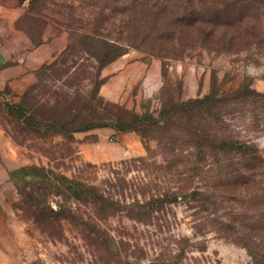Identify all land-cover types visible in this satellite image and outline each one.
<instances>
[{"label": "rangeland", "instance_id": "1", "mask_svg": "<svg viewBox=\"0 0 264 264\" xmlns=\"http://www.w3.org/2000/svg\"><path fill=\"white\" fill-rule=\"evenodd\" d=\"M190 2L16 0L11 22L0 15V68L11 71L4 104L18 103L27 91L42 109L55 102V88L67 89L62 84L89 93L88 51L94 43H116L124 53L102 69L99 96L146 120L178 114L165 148L157 143L168 136L164 129L143 140L106 127L76 133L70 154L61 138L26 136L15 144L3 105L0 129L22 166L49 167L117 205L103 216L96 204L53 198L52 210L61 201L80 221L61 219L60 237H49L17 208L20 195L9 176L1 184L0 264H251L254 244L264 248V165L220 163L251 158L231 141L264 156V0H237L214 33L189 26ZM70 43L83 45L64 54ZM54 62L69 73L44 70ZM165 193L184 196L155 204L146 219L140 206Z\"/></svg>", "mask_w": 264, "mask_h": 264}, {"label": "trees", "instance_id": "2", "mask_svg": "<svg viewBox=\"0 0 264 264\" xmlns=\"http://www.w3.org/2000/svg\"><path fill=\"white\" fill-rule=\"evenodd\" d=\"M188 1H191L190 8L185 16L190 20L189 26L199 29L200 33L203 31L201 30L202 28L207 27H209L207 29H210L211 33H214L216 26H222V19L225 15L233 14L236 11L234 9L237 0ZM229 24L226 25V28L227 26L233 28ZM70 35L72 38L97 39L94 32H84L79 35L72 32ZM218 37L220 38V35ZM245 37L247 38V36ZM230 39H233L234 42V37H230ZM77 44L82 48L83 43H70L63 53L70 54L79 50ZM94 44H96L94 51L90 50L91 53L88 51L89 57L93 59V67L89 73L91 76L89 80L91 91L89 93L82 94L79 93L78 87L72 89V85L62 84V86L67 89L63 87L55 88L53 91V94L56 96L55 102L52 105L46 104L42 106V109L41 106H37L30 102L29 93H27V91L22 95L18 103L4 104L3 112L7 118H9L7 119V121L9 120V125L12 126L11 130L9 132L7 131V133L15 144L23 145L26 136L41 140L61 138L65 150L73 154L74 151L71 146L74 143V136L76 133L107 127L116 132L134 131L138 133L143 140L155 139L156 135L154 134L156 131L158 130L159 132L162 131L159 129H164L163 132L168 136L162 140L158 139L157 143L160 147L165 148V146H167L168 139L172 138V134L175 132L172 126L178 118L176 111L172 113L162 112L158 120L150 119V117H146L148 118L146 120L133 111L105 102L99 96L100 86L105 80L101 77L102 69L115 58L122 55L124 53V48L116 43ZM156 48L157 47L152 45L148 53L153 55L154 50H157ZM100 50H104L105 52L106 50H110L111 54L107 56L105 53H101ZM58 64L65 66V61L58 62ZM56 65L57 63L54 62L43 68L47 71H53L57 69L55 68ZM60 68L57 70L62 71L61 74L67 75L69 73L68 68ZM51 87L52 85H49V89H47L46 92L52 90ZM255 95L260 96L258 94ZM73 100H80L76 108L71 104ZM179 112L184 113L183 110ZM40 115L44 117L41 118ZM230 144L237 146L235 148L236 150L239 149L247 152L251 158H242L238 161H234L233 159L221 161L220 163H222L223 166L225 165L231 168L242 164V166L246 167L247 163H249V165H252V167H250L251 170L262 168L264 165V156L259 153L256 147L245 143L238 144L232 141ZM147 151L149 156L150 151ZM52 153L53 151L50 153L47 152V154ZM143 160H145V158L139 157L135 161ZM234 170L236 169H233L229 175L233 174L232 172H235ZM260 171L264 173V168ZM9 176L20 195L17 208L20 209L25 218L32 219L41 233L49 237H60L61 219L69 220L74 224L80 221L76 217V214L73 213L70 208L63 205L61 201L57 202L58 209L56 211L52 210L50 205L53 198L61 200L72 198L78 203L96 204L100 209L106 210V212L101 213L103 216H108L107 211L114 209L117 205L114 200L105 197L104 194L99 193L93 186L86 185L77 179L70 178L42 165L22 166L11 171ZM193 194H195V192ZM180 195V193H165L161 199L152 197L148 202L140 206L145 209V218L147 219L149 217V213L152 212L151 208H153L155 204L174 202L184 196ZM249 252L252 257L251 264H264V248L261 247L260 243H255L254 248Z\"/></svg>", "mask_w": 264, "mask_h": 264}, {"label": "crops", "instance_id": "3", "mask_svg": "<svg viewBox=\"0 0 264 264\" xmlns=\"http://www.w3.org/2000/svg\"><path fill=\"white\" fill-rule=\"evenodd\" d=\"M17 14L16 0H0V15L6 18H10ZM10 21V19H9ZM11 22V21H10ZM2 61H0L1 64ZM10 69L1 70L0 68V108L6 101H9L8 96L4 93L6 84L10 82ZM16 148H13L9 139L3 134L0 129V208H1V184L3 181L8 180V172L15 170L23 165L19 163L16 152ZM6 230V224L2 217L0 209V240L1 230Z\"/></svg>", "mask_w": 264, "mask_h": 264}]
</instances>
